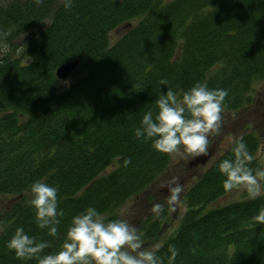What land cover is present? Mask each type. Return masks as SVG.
I'll return each instance as SVG.
<instances>
[{"label":"trees","instance_id":"obj_1","mask_svg":"<svg viewBox=\"0 0 264 264\" xmlns=\"http://www.w3.org/2000/svg\"><path fill=\"white\" fill-rule=\"evenodd\" d=\"M0 1V41L9 46L0 54V264H37L7 248L18 228L48 243L42 255L54 253L73 216L92 207L116 219L163 179L172 154L135 136L167 91L161 81L178 97L198 82L226 89L222 113L234 117L255 105L253 85L264 80V0H72L70 8L64 0ZM120 26L128 29L111 43ZM75 60L76 79L62 88L55 71ZM240 136L248 166L262 170L264 123ZM234 141L184 191L178 228L159 246L164 264H264V224L254 220L264 196L208 208L230 193L218 165L234 158ZM37 181L58 189L55 236L37 225ZM169 214L142 222L141 240L155 241Z\"/></svg>","mask_w":264,"mask_h":264},{"label":"clouds","instance_id":"obj_2","mask_svg":"<svg viewBox=\"0 0 264 264\" xmlns=\"http://www.w3.org/2000/svg\"><path fill=\"white\" fill-rule=\"evenodd\" d=\"M35 2L40 5L44 0ZM71 3L72 0H64L66 8H70ZM161 85L166 86L167 91H160L155 101V114L151 110L144 113L140 126L135 129V136L152 141L154 149L162 153H178L193 159L208 156L209 138L219 131L228 91L210 89L206 83L198 82L178 97L168 87V81H161ZM234 145V158L223 159L218 165L219 172L225 177L224 190L243 189L253 200L264 196V169L253 172L248 166L253 157L243 136L238 137ZM130 163V159L124 161L125 166ZM161 187L169 190V211L177 212L182 204L183 186L174 178ZM30 191L38 227L48 229V234L55 236L58 229L54 225L59 224L58 217L63 215L58 210V189L37 181L31 185ZM150 211L159 216L164 205L154 204ZM254 220L264 224V208ZM47 247V242H38L23 228H18L7 242V248L14 251L18 259H35L37 264H164L158 255L159 246L140 250L141 237L136 228L122 219L110 220L92 207L73 216L59 251L42 255ZM169 251L170 259L174 260L177 255L174 246H170Z\"/></svg>","mask_w":264,"mask_h":264},{"label":"rangeland","instance_id":"obj_3","mask_svg":"<svg viewBox=\"0 0 264 264\" xmlns=\"http://www.w3.org/2000/svg\"><path fill=\"white\" fill-rule=\"evenodd\" d=\"M6 1V0H2ZM170 1V0H169ZM1 2V1H0ZM128 27L120 26L117 30L110 33V41L113 43L122 34L127 31ZM20 45L23 40L17 41ZM16 45V42L15 44ZM9 50V46L0 41V54H4ZM76 77L71 76L65 82L60 81L62 88L68 86ZM253 99L254 104L252 107L244 110L242 114H236L234 117H228L226 113H221V120L219 122V131L211 134L209 140V155L205 156L203 160H194L191 156H182L178 153L172 154V162L170 170L163 179L159 180L154 186L148 189V191L141 196L131 198L122 207H120L115 215L116 219H122L131 224L137 229L138 234L141 236V223L149 220H156L160 218V215L169 208L167 200L169 197L168 188L161 187L163 184L170 183L174 178L177 183L183 186V192L181 194L182 204L179 206L178 211L175 213L170 212L169 219L164 226H162L160 233L155 241H142V248L140 250H151L154 246H160L164 240H167L171 235L175 233L180 223V219L185 210V203L183 201L184 191L193 183L200 173L209 167L213 161L220 155L225 149H228L240 134L242 129L254 122L264 123V80L256 81L253 85ZM257 160L261 169H264V146L260 148ZM112 167H109L107 171H110ZM249 198V195L243 189H234L225 196L220 197L217 201L210 204L208 208L215 209L217 207L225 206L229 203L242 201ZM163 204L164 211L159 215L153 214L150 209L154 204ZM1 204V202H0ZM3 204H8V198L3 201ZM106 216V215H105ZM2 225L0 224V231ZM134 254V253H133Z\"/></svg>","mask_w":264,"mask_h":264},{"label":"water","instance_id":"obj_4","mask_svg":"<svg viewBox=\"0 0 264 264\" xmlns=\"http://www.w3.org/2000/svg\"><path fill=\"white\" fill-rule=\"evenodd\" d=\"M79 66V61L75 60L73 62H68L65 63L63 65L60 66V68L58 67L55 71V77L61 81V82H65L66 80H68L73 73L76 71V69Z\"/></svg>","mask_w":264,"mask_h":264}]
</instances>
